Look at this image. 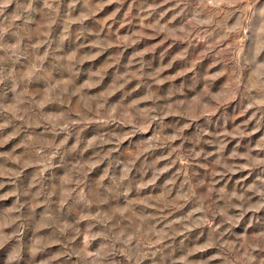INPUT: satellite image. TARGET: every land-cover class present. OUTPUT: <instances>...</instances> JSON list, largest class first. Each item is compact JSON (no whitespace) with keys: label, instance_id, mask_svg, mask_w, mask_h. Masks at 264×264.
<instances>
[{"label":"rangeland","instance_id":"1","mask_svg":"<svg viewBox=\"0 0 264 264\" xmlns=\"http://www.w3.org/2000/svg\"><path fill=\"white\" fill-rule=\"evenodd\" d=\"M0 264H264V0H0Z\"/></svg>","mask_w":264,"mask_h":264}]
</instances>
